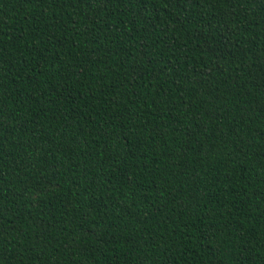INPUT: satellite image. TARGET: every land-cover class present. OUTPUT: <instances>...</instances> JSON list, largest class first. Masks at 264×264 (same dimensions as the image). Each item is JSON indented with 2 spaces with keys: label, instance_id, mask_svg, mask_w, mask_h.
Returning <instances> with one entry per match:
<instances>
[{
  "label": "trees",
  "instance_id": "16d2710c",
  "mask_svg": "<svg viewBox=\"0 0 264 264\" xmlns=\"http://www.w3.org/2000/svg\"><path fill=\"white\" fill-rule=\"evenodd\" d=\"M0 264H264V0H0Z\"/></svg>",
  "mask_w": 264,
  "mask_h": 264
}]
</instances>
